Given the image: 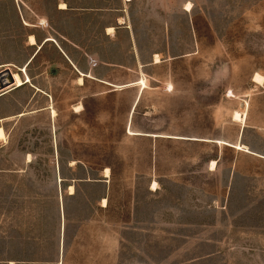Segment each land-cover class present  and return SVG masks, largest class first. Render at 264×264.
Returning <instances> with one entry per match:
<instances>
[{"label":"rangeland","instance_id":"obj_1","mask_svg":"<svg viewBox=\"0 0 264 264\" xmlns=\"http://www.w3.org/2000/svg\"><path fill=\"white\" fill-rule=\"evenodd\" d=\"M63 2L70 10H58ZM81 10L86 14H73ZM124 15L127 20L118 25ZM25 23L35 25L33 32L39 39L53 26L72 46L87 47L68 48L81 67L98 63L94 70L99 73L119 82L140 79L133 83L139 86L116 91V96L89 97L94 88L112 87L91 81L78 85L76 74L62 67L54 48L42 49L40 44L37 52L42 50L30 65L25 64L32 53L26 44L30 30ZM106 26L119 28H114L110 38L104 35ZM156 54L158 63H154ZM7 67L30 83L8 89L0 97V117H11L0 123L8 132L7 141L0 142V206L44 200L52 207L53 198H42L37 190L57 187L54 157H59L67 175L66 158L98 168L113 163L122 153L141 165L148 149L137 142L148 140L135 136L140 134L136 130L177 135L182 138H161L157 149L162 206L177 207L183 219L188 204L201 199L192 196L197 188L210 193L216 188L231 190L224 204L231 223L225 241H234L235 246H227L226 254H218L224 247L219 250L213 243L189 249L186 235L199 230L163 228L161 242L145 246L146 253L155 258L150 263L264 264V159L248 154L251 151L241 142L229 143L238 140L245 126L243 140L264 150V80L262 84L254 81L257 73L264 77V0H3L0 72ZM44 77L61 83L48 97L41 93L49 88ZM139 88L143 93L135 102ZM78 104L80 112L75 109ZM51 106L57 111L55 116L51 109L44 110ZM129 111L134 127L127 134ZM21 112L26 115L19 116ZM187 136L229 142L216 140L223 144L218 147L211 142H190ZM228 146L244 151H235L239 164L234 169V149ZM219 150L222 158L217 171L223 182L207 170ZM211 236L218 239L222 234L215 230ZM12 249L16 252L17 246L0 239V253ZM205 253H210L208 259L187 261ZM231 253L240 257L228 259ZM249 253L251 259L245 257Z\"/></svg>","mask_w":264,"mask_h":264},{"label":"crops","instance_id":"obj_2","mask_svg":"<svg viewBox=\"0 0 264 264\" xmlns=\"http://www.w3.org/2000/svg\"><path fill=\"white\" fill-rule=\"evenodd\" d=\"M61 4L57 5L59 11L70 10L68 6L67 9L60 8ZM73 14L78 16L86 13L81 10ZM121 19L123 22L119 21ZM124 20H127L126 16L119 18L117 24L121 25ZM25 25L26 30H30L26 36V44L32 50L25 64L29 63L28 65H30L43 48H54V52L63 62L62 67L71 74H76L74 81L78 85L91 81L93 84L99 83L98 85L103 87L105 85L112 87L104 91L94 88L89 97L102 94L116 96L118 95L114 93L116 91H123L126 87L139 86V84L133 83L140 79L131 82L128 80L119 82L109 78L106 74L99 73L98 70H94L99 65L98 63L97 66L88 63L87 66L81 67L68 48L87 47L75 44L72 46L73 44L69 43L68 37L56 31L53 26L50 29L51 31L49 29L44 30V32L41 31L44 36L41 34V39H39V34L33 32L35 25L30 23H25ZM117 26L114 28H119ZM108 27L110 26L104 28V35L111 38V33L107 31ZM125 29H128V27L126 26ZM31 35L35 36L36 45L29 43ZM130 36L131 33L129 32ZM48 37H52L54 41H46ZM39 44L42 49L37 52V48H40ZM89 59L96 60L97 58L90 57ZM57 63L60 64V62ZM135 64L137 66V62ZM140 65L144 67L146 64L141 63ZM88 75H92V77H88ZM81 77L83 79L82 83L79 82ZM45 78H47L46 85L49 88L47 92L44 89H41L42 92H40L48 97L53 94L55 85L61 83H55L52 77ZM27 83L30 82L25 79L23 85ZM13 87L21 86L15 84L9 86L0 92V97ZM142 93L143 90L140 91L139 88L135 102L140 100ZM51 107L44 108V110L51 109ZM22 113L24 112L20 114ZM20 114L19 116L26 115V113ZM241 116L243 117V115ZM10 118L9 116L0 117V123ZM133 127L129 111L125 126L126 133L128 134V129H133ZM135 132L140 133L135 136L148 140L147 142L143 140L137 142V144L147 145V156L142 158L146 160L145 163L140 165L135 160L133 162L128 161L122 153L118 154V159L113 163L104 164L98 168H92L79 159L70 160L66 158L68 160L65 162V168L70 172V175H67L62 172L63 167L59 157H54L57 171L54 180L57 187L52 190L45 188L37 190L42 198L49 196L53 198L55 204L52 207L49 204H44V200L41 201L43 202L41 204L1 205L0 239L6 240L10 246L16 245L17 251L15 252L12 249L10 252L0 253V264H151L150 260H155V258L146 253L145 246L159 244L163 228L178 227L186 230H199L192 236L186 235L189 249L193 248L194 245H210L212 243L217 244L219 250L220 247H224L222 251H218V254H226L227 246L229 249H234V241H225V230L230 229L227 225L231 223L226 220L227 212L224 204L225 198L231 195V190L227 193L225 188H216L214 192L210 193L209 189L197 188L192 196L201 197V199L192 200L191 204L189 203L187 209L184 210L186 216L179 219V212L181 211L177 207L171 204L168 207L162 206L163 190L159 186L162 174L158 171L159 157H157V149L162 143L161 138L182 137L170 134H167L170 136H162L163 134L160 132H147L139 129ZM244 132L245 126H242L239 138L234 143L225 139H208L194 136L184 138L196 143H215L218 147H222L223 144H218L216 140L226 141L233 145L241 142L248 146L251 151L248 154L264 159L263 149L253 147L243 140ZM228 147L234 149V161L232 162L234 169L239 164L237 152L235 151H244L237 150L233 146ZM221 158L222 153L219 150L215 158L210 159L207 164L209 175L217 176L219 182L224 180L222 174L217 171ZM212 162H215L214 168L211 167ZM0 172L3 171L0 170ZM153 182L158 183L157 189H152ZM71 186L74 190H70ZM142 187L143 193H141ZM166 216L169 217L168 220ZM179 222L183 224L179 225ZM215 230L221 231V238L215 239L211 236V233ZM252 256L251 253L245 255L247 259H251ZM209 257L210 253L197 255L196 257L193 255L187 261L192 263ZM228 257V259L236 260L240 255L231 253L228 254Z\"/></svg>","mask_w":264,"mask_h":264},{"label":"bare ground","instance_id":"obj_3","mask_svg":"<svg viewBox=\"0 0 264 264\" xmlns=\"http://www.w3.org/2000/svg\"><path fill=\"white\" fill-rule=\"evenodd\" d=\"M60 7L65 9V8H67V5H66V3H62ZM191 7H192L191 2L186 3V10H188V11L191 10ZM107 30L109 33H113L114 27H108ZM29 40H30V44H32V45L36 44V38L34 35H31ZM158 62H160V58H159V55L156 54L155 55V63H158ZM6 70H7V72L4 71L3 73L0 74V92L4 91L5 89H7L11 85L15 84L16 86H22L24 84L23 79L21 78V76L18 73H13L10 68H6ZM9 70H10V72H9ZM9 77L12 79L11 81H8ZM263 80H264L263 76L259 75L258 73L255 74V76H254L255 82H257L258 84H262ZM26 81L30 82V79L27 78ZM79 82L82 83L83 79L80 78ZM2 86H4V87L1 88ZM75 109H76V111H80L82 109L81 104L76 105ZM51 110H52L53 116H55L57 114V111L54 109V107H51ZM241 117L242 116H240L239 118L241 119ZM7 138H8V136H7L5 128L2 125H0V142H6ZM30 158H31V156H29V160H30ZM214 166H215V162H212L211 167L214 168ZM157 185H158L157 182H153L152 189H155ZM70 190H74L73 186L70 187Z\"/></svg>","mask_w":264,"mask_h":264},{"label":"water","instance_id":"obj_4","mask_svg":"<svg viewBox=\"0 0 264 264\" xmlns=\"http://www.w3.org/2000/svg\"><path fill=\"white\" fill-rule=\"evenodd\" d=\"M4 71H2V72H0V74L1 73H3ZM5 72H7V70L5 71ZM9 72H10V70H9ZM12 79L9 77V79H8V81H11ZM4 86H2L1 88H3Z\"/></svg>","mask_w":264,"mask_h":264}]
</instances>
